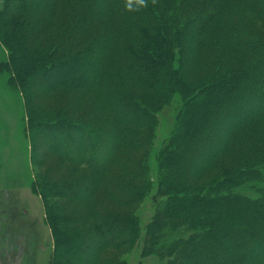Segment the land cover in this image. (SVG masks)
Masks as SVG:
<instances>
[{"label":"trees","instance_id":"16d2710c","mask_svg":"<svg viewBox=\"0 0 264 264\" xmlns=\"http://www.w3.org/2000/svg\"><path fill=\"white\" fill-rule=\"evenodd\" d=\"M57 1L3 0L0 8V42L10 54L5 67L14 75L10 83L30 96L26 106L32 147L49 151L41 146V131L54 133V145L63 143L61 156L74 162L91 148H79L73 134L78 132L88 146L94 143L108 153H89L97 162L93 175L33 185L59 240L56 264H116L100 250L134 246L139 221L108 207L134 208L161 191V177L147 181L146 194L137 189L145 174L139 152L148 146L157 113L176 94L183 99L184 134L171 154L173 184L191 185L190 180L214 171L213 188L190 193L183 187L176 193L179 205L171 211L167 203L157 202L156 217L166 214L164 219L175 226L190 225L195 232L186 239L176 232L166 235L156 219L145 246L167 249L168 258H175L171 264H264V191L256 199L238 192L264 183V37L247 22V10L240 16L226 0H68L74 9L59 37H69L58 41L53 40L58 33L49 32V23L37 14L42 6L54 10ZM250 1L251 7L264 4ZM196 6L200 10L194 12ZM255 7L254 13L264 18V9ZM111 15L116 19L106 26ZM58 18V26L64 24ZM218 18L225 21L217 25ZM56 27L53 23L50 29ZM60 67L69 73H58ZM133 86L148 93L140 96ZM53 87L97 91L98 108L110 113L108 122L97 126L87 117L79 125L73 104L46 114L33 101ZM224 123L228 127L221 131ZM221 157L225 159L217 168ZM196 159H203L204 166H197ZM60 197L86 204L79 217L93 222L92 227L63 232V207L51 202ZM93 249V258L86 261L72 252L87 256Z\"/></svg>","mask_w":264,"mask_h":264},{"label":"rangeland","instance_id":"374dc122","mask_svg":"<svg viewBox=\"0 0 264 264\" xmlns=\"http://www.w3.org/2000/svg\"><path fill=\"white\" fill-rule=\"evenodd\" d=\"M226 1L228 8L234 9L235 13L240 16L242 15V10L246 9L250 14L247 17V22L260 36L264 37V18L254 13L252 9L255 6H250V0ZM64 4H66V7L63 8ZM193 5L191 4L192 9L194 8ZM55 6L56 8L54 10H51L50 7L42 6L37 9V14L46 19L43 23H49V32L58 33L53 36L55 37L53 40H66L69 36L66 34L65 36L59 37V33L62 31V28L64 30L67 28L65 25L68 21L65 20L68 17V13L74 9V6L71 3L68 4V0H59ZM2 7L3 0H0V8ZM255 9H264V4L258 5ZM199 10L200 8L196 6L193 11ZM58 16H61L60 20L64 22V24L59 26L57 20L59 21L60 17L58 18ZM179 16L181 20H186L187 18L183 15L181 16V13H179ZM112 19H116V16H109L108 20H105L106 26L110 25L109 21ZM222 21L225 20L218 18L217 25L223 23ZM53 23L57 25L54 31L50 29ZM42 38L46 39L44 36ZM8 48L0 42V264H56L57 261L55 259H57L58 254L57 242L59 240L48 222L45 204L42 198L34 191L33 185L38 181L44 186L50 183H61L66 177L76 179L85 174L93 175V166L97 165V162L89 153L96 151L101 157H107L106 155L108 153L101 147L94 148L96 146L94 143H90L88 146L85 143L84 135L78 132L72 133L75 136V140L79 143V148L81 147V150H83V148L87 149L91 147V151L88 149L83 150L85 152L83 156L80 153L82 159L77 160H82L81 162H77L76 159L74 162L64 159L61 155L65 151L59 146V143H63L57 140V144L54 145L55 142L53 143L52 137L55 134L51 132L45 133V131H41V137L43 138L41 140V146L42 148L43 146L50 147L51 149L49 151L45 149L39 150L37 146L35 148L34 146L32 147L30 132L28 131L29 125L26 106V100L28 99L30 102V96L28 95L26 97L10 83L14 75L11 71L6 70L5 67L10 56ZM57 71L60 74L69 73L68 70L62 67ZM198 72L202 73V75L206 73L203 70ZM193 77H198V75H193ZM49 84L51 83L49 82ZM133 89L138 91L140 96L148 93L147 90L144 88L141 89V87L139 89L133 86ZM81 91L65 87H53L50 92L42 96L41 99L33 101V103L43 110V112L51 116L62 107L73 104L72 115L77 120V123L79 122V125L88 117L87 119L90 122L97 126H103L108 122L110 113L98 108L97 91ZM182 103L183 99L178 94L167 101V105L157 113L158 122L152 136H150L148 146L139 152V157H143V163L141 165L145 167V174L137 180V189L143 192L144 195L147 191V181L157 180L161 177V191L158 194L149 195L144 203L138 204L134 208L122 209L117 207L112 208V206L110 208L108 207L110 211L122 212L139 221L140 230H138L136 242L132 247L125 246L119 250L111 248L100 250V255L104 259L113 261L116 264H171L175 258H168L169 253L167 249L158 250L165 254L163 256L164 254L162 252L150 250L145 246L146 238H149L153 233L151 226L156 219H159L160 232L163 234L167 235L170 232H176L180 238L182 236L184 239L194 234L195 231L191 229L190 225H187V227L185 225L184 227L187 230H184L185 228L181 229L175 226L174 221L164 219L166 214L158 213V215H161L160 217H156L158 205L155 204L157 202H161V204L162 202L164 204L167 203L170 207L168 211L173 210L179 205V196L177 194L183 190V187L190 193H195V191H199L201 188L203 189L199 191L200 193H209L212 190L211 188H213V184L210 182L214 176V171L190 180L191 185L187 181L173 184L174 175L172 168H169V164L173 163L171 154L177 150L176 145L180 143V138L184 134L181 133L183 128L181 117L183 109ZM227 127V123H224L221 131L226 130ZM77 155L73 157L76 158ZM160 159L162 170L158 167ZM224 159L225 157L219 158L215 166L219 168ZM204 164L203 159H196L197 166L202 167ZM217 171H215V175L220 174ZM144 176H146V179ZM250 186L251 188L243 187L239 189V194H246L252 199L259 198L264 191V183ZM253 186L257 187L254 188ZM260 190L262 192H259ZM64 198L60 197L51 200L56 206L63 207L61 216L65 218L67 224L63 228V232L69 233L76 228H86L88 230L89 227H92L93 222L81 221L79 217V212L87 209L86 204L70 203ZM151 248L155 249L152 245ZM72 252L75 257L86 261L87 258H93L94 249L89 251L87 256L80 255L75 251Z\"/></svg>","mask_w":264,"mask_h":264}]
</instances>
